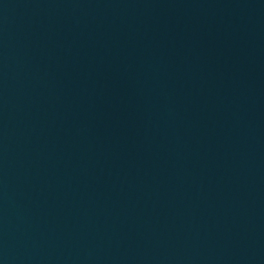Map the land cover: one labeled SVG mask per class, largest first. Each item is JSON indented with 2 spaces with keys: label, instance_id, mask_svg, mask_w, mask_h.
<instances>
[{
  "label": "water",
  "instance_id": "water-1",
  "mask_svg": "<svg viewBox=\"0 0 264 264\" xmlns=\"http://www.w3.org/2000/svg\"><path fill=\"white\" fill-rule=\"evenodd\" d=\"M0 264H264L115 0H0Z\"/></svg>",
  "mask_w": 264,
  "mask_h": 264
}]
</instances>
